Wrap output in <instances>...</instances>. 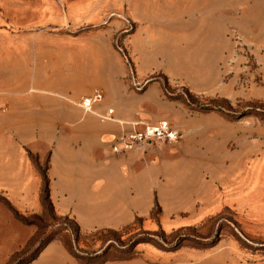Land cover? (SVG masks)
<instances>
[{
    "label": "rangeland",
    "instance_id": "374dc122",
    "mask_svg": "<svg viewBox=\"0 0 264 264\" xmlns=\"http://www.w3.org/2000/svg\"><path fill=\"white\" fill-rule=\"evenodd\" d=\"M91 1L96 4L78 13L82 20L76 11H66L71 2ZM226 2L227 47L222 44L219 73L211 61L219 52L218 31L203 25L208 8L219 15ZM179 8L197 26L195 65L186 61L192 43L180 29L174 50L166 38L158 41L163 56L147 64L140 55L137 69L127 42L134 28L127 21V0H0L5 48L43 28L75 35L109 26L85 33L83 49H99L116 72L124 73L121 80L127 87L159 81L164 98L176 105L175 118L153 102L148 110L157 120L147 122L166 120L179 132L175 142L156 143L178 145L165 152L155 173L147 174L149 183L163 186L164 202L157 199L139 229L127 234L126 228L116 241L108 234H89L97 229L78 233L71 217L56 215L43 201L44 182L41 209L16 207L0 193V264H98L130 258L147 247L173 251L181 246L197 249L196 264H203L199 257L204 256L211 257V264H264V0H179ZM167 32L163 29V36ZM111 40L119 54L111 49ZM135 45L141 47L140 41ZM11 66L4 70L11 71ZM213 72L220 74L215 81ZM136 80L141 83L133 85ZM32 164L43 174L45 163ZM141 231L152 234L151 240L132 246L129 240Z\"/></svg>",
    "mask_w": 264,
    "mask_h": 264
},
{
    "label": "crops",
    "instance_id": "0c3cea01",
    "mask_svg": "<svg viewBox=\"0 0 264 264\" xmlns=\"http://www.w3.org/2000/svg\"><path fill=\"white\" fill-rule=\"evenodd\" d=\"M95 4L71 2L66 11H76L82 20L80 10ZM227 6L226 2L214 16L208 8L203 25L218 31L219 54L211 61L213 71L218 69L219 73L222 44L227 47ZM127 21L134 25L127 42L135 68L140 55L147 64L152 57L163 56L156 46L162 39L166 38L163 42L174 50L180 29L186 31L184 35L193 48L186 61L195 65L197 26L188 12L180 11L179 0H127ZM106 27L75 35L43 28L26 33L21 40L14 39L12 48H5L0 39V193L16 207L41 209L42 177L30 161L29 151L38 163L46 164L44 173L54 213L73 218L81 231L117 230L137 217H146L157 199L164 202L163 186L157 181L149 183L147 174L149 170L155 173L165 152L169 154L178 145H143L122 155L110 153L112 139L129 130V122L157 120L148 110L151 103L167 109L172 118L176 105L164 98L156 79L140 87H127L121 80L124 73L116 72L99 49L88 45L85 52L81 37ZM165 28L169 32L163 36ZM136 41L141 47H136ZM112 42L111 49L119 54ZM8 65H12L11 71L4 70ZM213 74L214 81L220 77ZM136 83L141 81L133 85ZM95 90L102 94V100L92 111H84L77 103ZM196 253L194 247L181 246L173 251L147 247L130 258H110L98 264H196ZM199 261L211 264V257H199Z\"/></svg>",
    "mask_w": 264,
    "mask_h": 264
},
{
    "label": "built area",
    "instance_id": "2783aa9c",
    "mask_svg": "<svg viewBox=\"0 0 264 264\" xmlns=\"http://www.w3.org/2000/svg\"><path fill=\"white\" fill-rule=\"evenodd\" d=\"M102 100V94L95 90L92 95L83 97L77 103L84 111H92L95 103ZM129 130L122 131L110 143L109 151L113 155H122L136 147L162 142H175L179 132L166 120L149 123L136 120L128 123Z\"/></svg>",
    "mask_w": 264,
    "mask_h": 264
},
{
    "label": "trees",
    "instance_id": "16d2710c",
    "mask_svg": "<svg viewBox=\"0 0 264 264\" xmlns=\"http://www.w3.org/2000/svg\"><path fill=\"white\" fill-rule=\"evenodd\" d=\"M27 154H28V157H29V159H30V161L33 163L34 161H35V164H37V157H36V155H33L32 153H30L29 151H27ZM37 166V165H36ZM37 170H38V168H36ZM39 171V173H40V175H41V177H42V182H44V189H43V192L44 193H46V196H45V198L43 199V201H47L49 204H50V206L52 207V205H51V203H50V201H49V196H48V180H47V178H46V176H45V173L43 172V174H42V172L40 171V170H38ZM41 202V201H40ZM156 204V203H155ZM42 206V205H41ZM52 209H53V207H52ZM54 212V211H53ZM13 213H14V216H15V218L18 220V221H21V222H24L23 221V218H21L15 211H13ZM65 217H68V216H65ZM73 219V218H72ZM74 220V219H73ZM141 223V218H135V220H134V222L133 223H131V224H129V225H127V226H124V227H121V228H119V230H111V229H102V230H96L95 232H91L90 231V235H104V234H108V236H112V238L111 239H114L115 241L116 240H118L119 239V237H121L122 236V234L125 232L124 230H126V228H127V234H129V232H131V230H133V229H135L136 227H137V225H139ZM76 224V223H75ZM76 226H77V230H78V233L80 232V229H79V227H78V225L76 224ZM159 226V225H158ZM160 227V226H159ZM136 229H139V227L138 228H136ZM148 236V239H145V238H142V237H140V236ZM152 234H150V233H147V232H143V231H141V232H138V234H137V237H134V239H130L129 240V242H130V244L132 245V246H134V245H136V244H138V243H141V242H149V240H151V236ZM36 257H33L32 259H31V261H33L34 259H35Z\"/></svg>",
    "mask_w": 264,
    "mask_h": 264
}]
</instances>
